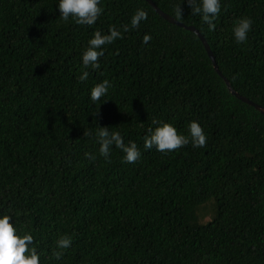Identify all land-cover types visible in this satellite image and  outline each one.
Listing matches in <instances>:
<instances>
[{"label": "trees", "instance_id": "16d2710c", "mask_svg": "<svg viewBox=\"0 0 264 264\" xmlns=\"http://www.w3.org/2000/svg\"><path fill=\"white\" fill-rule=\"evenodd\" d=\"M151 1L193 26L231 88L264 107V0H221L211 31L187 0ZM56 3L0 0V212L33 232L43 264H264V114L228 92L194 33L144 0H101L92 26L62 21ZM138 7L147 20L79 81L93 30L129 24ZM240 16L253 25L237 44ZM104 78L114 86L94 106L88 90ZM153 119L185 134L199 120L207 144L146 150ZM96 124L135 140L140 158L124 162L115 148L109 162L85 156L97 152L85 135ZM61 233L73 242L55 261Z\"/></svg>", "mask_w": 264, "mask_h": 264}, {"label": "clouds", "instance_id": "9594fccd", "mask_svg": "<svg viewBox=\"0 0 264 264\" xmlns=\"http://www.w3.org/2000/svg\"><path fill=\"white\" fill-rule=\"evenodd\" d=\"M187 3L192 14L199 15L202 24H206L208 30L215 29V20L221 11V0H187ZM56 7L62 21H71L81 26L94 25L103 12L101 0H57ZM176 16L178 19L183 18L179 6L176 8ZM147 18V11L138 7L131 15L129 24L120 27L109 26L107 31L93 30L80 55L82 70L77 79L86 81L89 76L88 70L100 67V58L104 56L105 46L121 38L122 31L127 32L130 27L137 28ZM252 25L253 20L250 16L238 17L231 28L234 42L237 44L245 42ZM151 39L152 36L145 33L142 42L147 44ZM113 86L108 78L92 84L88 90L92 104L95 106L102 98L107 97ZM93 113L98 115V109ZM151 123L153 126L148 127L142 137L143 148L146 150L154 147L156 151L167 154L189 143L193 148H203L207 144L208 137L199 120L192 119L187 123V134L179 131L175 124L169 121L153 119ZM85 135L94 138L98 145L95 154L85 153V156L90 159L95 160L98 155L105 162H109L114 148L123 154L121 159L127 163H133L141 156V150L136 141L129 139L125 142L124 136L118 129L96 124V127L89 129ZM72 242L71 235L59 234L51 252V258L60 261L66 250L72 246ZM0 264H43L33 232L17 226L10 212H0Z\"/></svg>", "mask_w": 264, "mask_h": 264}, {"label": "water", "instance_id": "95a60500", "mask_svg": "<svg viewBox=\"0 0 264 264\" xmlns=\"http://www.w3.org/2000/svg\"><path fill=\"white\" fill-rule=\"evenodd\" d=\"M144 1H145L146 3H148V5H150V7H151V8H152V9H153V10H154V11H155V12H156V13H157L162 19H164L166 22H168V23H170V24H173V25H176V26H178V27H180V28H183V29H185V30H188V31L194 33V34L197 36V38L200 40V42H201V44H202V46H203V48H204V50H205V52H206L208 58L210 59L211 64H212V68H213L214 71L217 73V75L223 80V82H224V84H225V86H226L228 92H229L232 96H234L236 99H238L239 101H241V102L247 104L248 106L253 107V108H254L256 111H258L259 113L264 114V107H262V106H260V105H258V104H256V103L250 101L249 99H247V98H245V97L239 95L238 93H236V92L231 88L229 81H228L226 78H224V77L222 76V74L220 73V71L218 70V67H217V65H216V63H215L214 56H213V54H212V52H211V50H210V48H209L207 42L205 41V39L203 38V36H201V34H200V33H199V32H198L193 26H187V25H184V24H182L181 22H178V21L175 20L174 18L170 17L169 15L163 13L159 8H157V7L155 6V4H154L151 0H144Z\"/></svg>", "mask_w": 264, "mask_h": 264}, {"label": "rangeland", "instance_id": "374dc122", "mask_svg": "<svg viewBox=\"0 0 264 264\" xmlns=\"http://www.w3.org/2000/svg\"><path fill=\"white\" fill-rule=\"evenodd\" d=\"M169 105H170L171 107H175V106L178 105V101H177L176 99H172V100H170Z\"/></svg>", "mask_w": 264, "mask_h": 264}]
</instances>
